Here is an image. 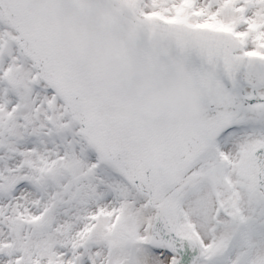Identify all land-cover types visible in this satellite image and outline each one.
Returning <instances> with one entry per match:
<instances>
[{
	"label": "rangeland",
	"instance_id": "374dc122",
	"mask_svg": "<svg viewBox=\"0 0 264 264\" xmlns=\"http://www.w3.org/2000/svg\"><path fill=\"white\" fill-rule=\"evenodd\" d=\"M125 1L146 16L230 31L264 55V0ZM12 36L0 25V264H177L151 243L154 212L100 166L62 103L33 85ZM254 120L264 124V114ZM262 144L264 129L232 132L216 164L173 193L169 220L196 239L190 264H240L246 247L248 264H264V193L251 156Z\"/></svg>",
	"mask_w": 264,
	"mask_h": 264
},
{
	"label": "water",
	"instance_id": "95a60500",
	"mask_svg": "<svg viewBox=\"0 0 264 264\" xmlns=\"http://www.w3.org/2000/svg\"><path fill=\"white\" fill-rule=\"evenodd\" d=\"M0 18L101 161L147 198L151 241L194 252L157 201L223 127L264 112V57L226 33L141 19L123 0H0ZM252 156L264 191V146Z\"/></svg>",
	"mask_w": 264,
	"mask_h": 264
},
{
	"label": "bare ground",
	"instance_id": "6f19581e",
	"mask_svg": "<svg viewBox=\"0 0 264 264\" xmlns=\"http://www.w3.org/2000/svg\"><path fill=\"white\" fill-rule=\"evenodd\" d=\"M217 160H218L217 154L215 153L213 148H211L205 157H202L201 159H199L195 164L193 163L189 169L183 171L178 176L176 175L173 185L171 187L172 189L169 192L172 193L174 190L180 188L181 184H183L186 180L191 179L194 175H199L201 172H203L207 168L212 167L213 165L216 164ZM167 196H168V193L163 195L157 201V204H160L162 205V207H164V203L166 202ZM161 237L162 235L159 234L158 237H156V239L152 241V243L156 244L157 247H161L165 245L167 246V242L169 241V239L162 240ZM193 250H194V246H187L185 249L181 250V253H185V256L183 257L182 262H184L185 264H188L193 261V258H192L194 255ZM176 258H178V260L181 261L180 255H178Z\"/></svg>",
	"mask_w": 264,
	"mask_h": 264
}]
</instances>
